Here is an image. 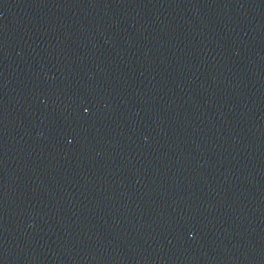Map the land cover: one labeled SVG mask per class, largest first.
<instances>
[{
    "label": "water",
    "instance_id": "1",
    "mask_svg": "<svg viewBox=\"0 0 264 264\" xmlns=\"http://www.w3.org/2000/svg\"><path fill=\"white\" fill-rule=\"evenodd\" d=\"M0 264H264V0H0Z\"/></svg>",
    "mask_w": 264,
    "mask_h": 264
}]
</instances>
